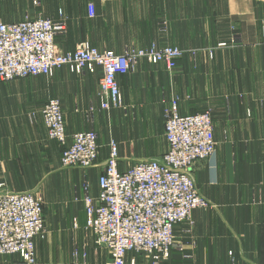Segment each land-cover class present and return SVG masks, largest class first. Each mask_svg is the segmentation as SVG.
I'll return each mask as SVG.
<instances>
[{"label":"crops","instance_id":"1","mask_svg":"<svg viewBox=\"0 0 264 264\" xmlns=\"http://www.w3.org/2000/svg\"><path fill=\"white\" fill-rule=\"evenodd\" d=\"M40 16L67 20L56 38L63 51L83 40L117 53L153 43L184 50L175 69L144 60L120 75L122 108H99L101 68L72 73L64 67L51 76L0 81V182L10 192L44 187L46 236L36 245L41 264L55 256L81 263L76 247L102 261L86 228L84 185L98 195L112 140L121 171L165 153L164 112L174 101L181 114L211 111L216 151L192 168L212 205L195 210L193 223L175 226L177 245L167 263L264 264V0H0L4 23ZM56 98L69 144L76 132H97L94 167L62 166L63 147L49 138L42 113ZM19 261L0 256V264Z\"/></svg>","mask_w":264,"mask_h":264},{"label":"built area","instance_id":"2","mask_svg":"<svg viewBox=\"0 0 264 264\" xmlns=\"http://www.w3.org/2000/svg\"><path fill=\"white\" fill-rule=\"evenodd\" d=\"M89 12L95 15L93 5ZM66 30L64 18L0 21V81L51 76L64 67L72 73L101 68L99 108L110 110L124 106L120 75L134 71L142 60L164 63L172 70L184 54L177 46L157 43L144 49L131 46L117 53L87 41L80 42L74 50L63 51L56 38ZM42 113L49 138L63 147L62 166L94 167L99 157L97 132H76L69 144L61 101L51 99ZM164 115L168 142L165 153L139 160L121 171L118 145L112 140L99 177L98 195L85 185L86 228L95 236L97 245L109 249V264H168L177 245L175 226L189 221L195 210L212 205L198 191L192 172L196 162L212 157L216 151L211 111L181 114L174 101ZM44 230L41 195L0 190V256L18 255V264H37V238ZM80 253L84 258L88 254L76 247L74 257Z\"/></svg>","mask_w":264,"mask_h":264},{"label":"rangeland","instance_id":"3","mask_svg":"<svg viewBox=\"0 0 264 264\" xmlns=\"http://www.w3.org/2000/svg\"><path fill=\"white\" fill-rule=\"evenodd\" d=\"M36 2L38 1V0H35ZM40 17H44V16H40ZM83 41H87V42H89L90 44H92L90 41H88V40H83ZM82 42V41H81ZM93 45V44H92ZM95 46V45H94ZM97 47V46H96ZM129 47H131V46H129ZM132 47H136V46H134V45H132ZM128 48V47H127ZM126 48V49H127ZM136 48H138V49H144V48H139V47H136ZM125 49V50H126ZM112 50V49H111ZM142 61H144V60H142ZM146 61V60H145ZM148 62V61H147ZM140 63V62H139ZM21 79V78H20ZM3 82H6V81H3ZM49 102V101H48ZM47 102V103H48ZM46 103V104H47ZM45 104V105H46ZM44 105V106H45ZM44 108V107H43ZM43 110V109H42ZM164 114H165V112H164ZM164 122H165V115H164ZM161 156V155H160ZM160 156H158V157H160ZM209 159V158H208ZM5 183H1L0 182V190H4V191H6L5 189H7L6 187H5V185H4ZM88 184V183H87ZM86 185V184H85ZM85 185H84V187H85ZM89 185V184H88ZM43 188L44 187H42V186H37V187H34V189H32V190H28V191H32V192H36L37 194H39V195H41V197H42V199H43V205H45V198H44V191H43ZM194 213V212H193ZM192 217H193V214H192ZM191 217V219L189 220V221H184V222H182V223H185V222H189V223H193V218ZM75 223V222H74ZM45 236H46V225H45V230H44V232L42 233V234H40L39 236H38V240H43L44 238H45ZM94 236V235H93ZM94 240H95V236H94ZM37 242H39V241H37ZM96 243V242H95ZM95 246L98 248V251H99V254L101 253V254H103V258H102V261L101 260H99L98 261V263H95V261H94V259H93V250H91V252H88V254H87V256L84 258L85 260L83 261V262H81L80 263V261H78V260H75V259H73L72 257H71V260L70 261H68V262H63V263H61V262H59L58 261V256H55V260L54 261H52V260H49L48 261V263L47 264H109L110 263V261H111V253H110V251H109V249L107 248V247H105V246H99V245H97V244H95ZM86 252H87V250H86ZM43 258H45V256H43ZM48 258V257H47ZM47 260V259H46ZM46 260L44 261V263L43 264H46ZM49 262H52V263H49ZM42 263V261L40 260V257H39V255H37V264H41Z\"/></svg>","mask_w":264,"mask_h":264}]
</instances>
